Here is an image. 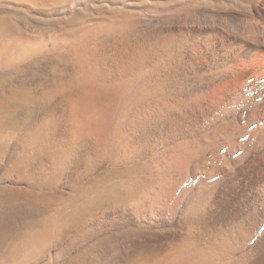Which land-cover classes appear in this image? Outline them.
<instances>
[{
  "label": "bare ground",
  "instance_id": "1",
  "mask_svg": "<svg viewBox=\"0 0 264 264\" xmlns=\"http://www.w3.org/2000/svg\"><path fill=\"white\" fill-rule=\"evenodd\" d=\"M93 3L119 10L139 5L140 18L123 41H106L101 70L91 67L82 77L87 82L68 76L81 94L64 112L74 123L67 141L91 156L94 174L120 155L114 126L121 122L152 171L166 177L139 183L150 194L143 211L116 209L127 222L145 220L153 235L121 243L114 254L165 252L159 264H179L186 229L193 227L196 248L228 256L222 264H264V0L77 5ZM106 25L125 30L126 24ZM19 44L6 58L15 57ZM198 254L193 259L204 264ZM32 255L24 252L22 263Z\"/></svg>",
  "mask_w": 264,
  "mask_h": 264
},
{
  "label": "rangeland",
  "instance_id": "2",
  "mask_svg": "<svg viewBox=\"0 0 264 264\" xmlns=\"http://www.w3.org/2000/svg\"><path fill=\"white\" fill-rule=\"evenodd\" d=\"M77 2L0 0V264H11L17 255L12 264H159L165 252L114 254L121 243L153 235L145 220L127 222L117 212L143 211L150 194H142L140 185L166 177L153 172L150 158L141 156L121 122L114 126L120 155L89 174L92 158L67 141L74 123L64 116L81 94L70 87L69 77L82 80L91 67L101 70L103 48L108 40L115 44L128 37L140 6L119 10ZM106 24L126 25L124 30ZM13 40L21 43L22 54L9 60L5 53ZM195 232L186 229L179 264H196L193 255L199 251L204 264L230 260L197 249ZM30 249L34 255L22 263Z\"/></svg>",
  "mask_w": 264,
  "mask_h": 264
}]
</instances>
